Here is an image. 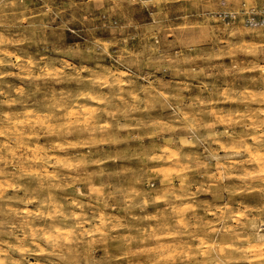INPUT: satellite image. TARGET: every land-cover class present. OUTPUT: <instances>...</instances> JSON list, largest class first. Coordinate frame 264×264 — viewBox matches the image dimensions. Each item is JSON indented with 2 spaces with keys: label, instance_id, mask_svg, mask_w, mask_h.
I'll list each match as a JSON object with an SVG mask.
<instances>
[{
  "label": "clouds",
  "instance_id": "clouds-1",
  "mask_svg": "<svg viewBox=\"0 0 264 264\" xmlns=\"http://www.w3.org/2000/svg\"><path fill=\"white\" fill-rule=\"evenodd\" d=\"M0 264H264V0H0Z\"/></svg>",
  "mask_w": 264,
  "mask_h": 264
}]
</instances>
